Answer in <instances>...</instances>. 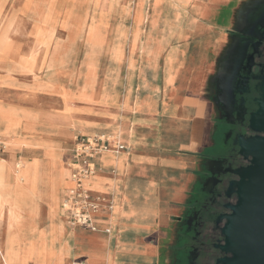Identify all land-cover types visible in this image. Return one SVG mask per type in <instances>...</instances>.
<instances>
[{
  "label": "crops",
  "instance_id": "crops-1",
  "mask_svg": "<svg viewBox=\"0 0 264 264\" xmlns=\"http://www.w3.org/2000/svg\"><path fill=\"white\" fill-rule=\"evenodd\" d=\"M247 3L92 0L75 12V28L69 31L57 24L55 41L84 43L87 52L92 51L83 72L88 71L92 80L103 78L104 87L96 93L92 84L94 122L84 125L72 121L67 126H49L52 116L44 108L26 110L0 102L27 114L20 113V136L1 156L7 161L2 173L8 184L0 200V264H41L42 253L37 251L43 248L48 264L49 205L55 192L59 210L54 228L57 244L64 248L59 264H172L178 222L196 190L200 156L211 126L209 113L206 133L198 125L193 130L195 119L200 118L191 113L196 106L192 101H197L192 89L212 65L208 88L228 42L233 16ZM66 63V57H61L59 68ZM46 92L52 94L50 88ZM54 117L63 121V114ZM77 134L104 135L126 148L96 161L97 172L90 181L99 207L93 217L95 232L70 227L61 208L73 186L63 183V178L72 184L68 164ZM72 140L73 148L63 162L64 144ZM55 156L68 169L64 177L51 167ZM19 163L28 166L20 183Z\"/></svg>",
  "mask_w": 264,
  "mask_h": 264
},
{
  "label": "flooded vegetation",
  "instance_id": "flooded-vegetation-1",
  "mask_svg": "<svg viewBox=\"0 0 264 264\" xmlns=\"http://www.w3.org/2000/svg\"><path fill=\"white\" fill-rule=\"evenodd\" d=\"M254 1L234 14L228 42L208 83V142L200 156L196 190L178 222L172 264H218L226 256L218 248L223 242L219 229L236 197L225 193L235 180L232 171L248 166L238 156L237 141L256 136L250 118L264 87V18L262 12L251 11Z\"/></svg>",
  "mask_w": 264,
  "mask_h": 264
},
{
  "label": "rangeland",
  "instance_id": "rangeland-1",
  "mask_svg": "<svg viewBox=\"0 0 264 264\" xmlns=\"http://www.w3.org/2000/svg\"><path fill=\"white\" fill-rule=\"evenodd\" d=\"M91 1L92 0H71V3L69 1L65 4V8L67 11L75 13L82 8L85 9L86 4ZM24 4L25 0H0V38L5 31H8V36L12 40V43H9L11 47L10 52L4 53L0 51V102H7L26 110L40 107L44 108L47 110L48 115L50 117L52 116L47 121L49 126H55L58 123L67 126L69 122L72 121L82 125L94 122L92 116V111L94 113V110L91 109V97L89 92L94 83L96 93H99L104 87V79L92 80L89 79L90 75L88 71L85 73L83 72L86 66L88 67L90 65L89 59L92 58V51L87 52L88 50L85 48L84 43H58L55 39L53 43L50 44L49 55L44 58L42 49H35L33 46L34 43H29L30 26L28 24L23 27L18 25L8 27L13 12L19 13ZM57 16H59L58 19ZM56 19L59 21L60 25L63 23L65 26L62 27L69 31L75 28V26H73L75 24L72 23L70 16L64 17V15L60 13L56 15ZM225 33L226 32L223 31V43L227 41ZM0 45H2V43H0ZM61 57H66L67 63L63 64L60 69L58 64L61 61ZM31 58L34 59L35 65V71H31L32 73L28 67H24V62ZM213 71L214 68L210 65L208 67V73H204L201 76L199 84L197 82L198 86L194 85L192 89V96L194 95L192 98H197V101H192L196 106L195 109H191V113L192 116L197 115L200 118V120L197 121L195 119L193 130L196 129L195 127L198 125L197 129H202L204 132L202 134H205L206 130H208L207 119L210 113V106L207 103L206 97V86L209 78L207 75L210 74V72L213 73ZM74 72H76L75 77ZM48 88L51 89L52 94L46 92ZM62 99H64V104L61 102ZM187 102L192 103L188 100ZM0 109L3 112L10 113L16 121L15 126L12 127H9L6 123L0 122V139L5 143L6 153H8L9 148L17 142V137L20 136V113H24L26 116L27 114L25 111H17V109L13 107L0 106ZM57 114H63V121L61 119L62 117L59 120L54 117ZM191 130L192 127L190 126L189 133H191ZM189 133L187 137L190 136ZM78 135L82 134H77L75 137ZM185 140L179 142L178 145ZM73 141L74 140L66 141L64 144L63 162H65L68 153L73 148ZM1 160H5V157H1L0 161ZM53 160H60V157L55 156ZM194 161L193 159V167L195 169L196 163ZM18 165L20 168H18ZM18 165L17 171L19 169L21 176L25 179L28 166L24 163H19ZM58 210L59 203L56 209L57 215ZM65 215L67 216L70 227H79L72 224L67 213ZM50 228L51 220L49 224V243L47 247L49 250L47 249V251L61 253L64 248L63 246H58L57 236L52 234ZM54 253L47 255L48 264H53V261H56ZM44 255L45 253H42L41 264H45Z\"/></svg>",
  "mask_w": 264,
  "mask_h": 264
},
{
  "label": "water",
  "instance_id": "water-1",
  "mask_svg": "<svg viewBox=\"0 0 264 264\" xmlns=\"http://www.w3.org/2000/svg\"><path fill=\"white\" fill-rule=\"evenodd\" d=\"M263 10L264 0L253 2L251 11L264 18ZM249 128L256 136L237 141L238 156L248 166L232 171L235 180L225 193L236 202L227 206L219 229L223 242L218 248L226 256L218 264H264V87Z\"/></svg>",
  "mask_w": 264,
  "mask_h": 264
},
{
  "label": "bare ground",
  "instance_id": "bare-ground-1",
  "mask_svg": "<svg viewBox=\"0 0 264 264\" xmlns=\"http://www.w3.org/2000/svg\"><path fill=\"white\" fill-rule=\"evenodd\" d=\"M69 1L71 3V0H25V4H24L23 8L21 9V11L19 13L13 12L12 18L10 19V21L8 23L9 24L8 27H11L13 25H18L20 27H23L24 25H27V24L29 25L30 23H32L31 24V31L29 32V36H33L34 40L33 41L30 40L29 43H34L33 46L35 49L40 50V48H41L42 52H43V56L45 58L46 56L49 55L50 44L53 43V41L56 39L57 24H60L59 21L57 20L59 16H57V19H56V15L62 13L64 15V17L70 16L72 19V23L74 22L75 13L69 12L65 8V4L68 3ZM69 8H70V6H69ZM62 26H65V25H63V23H62ZM0 43H2V45H0V51H2L4 53H8L11 51V47H10L9 43H12V40L8 36V31L7 32L5 31V33H3V35L0 38ZM24 67H28L30 72L31 71L34 72L35 71L34 59L31 58V59L25 61ZM20 69H21V67H20ZM0 122L6 123L9 127L15 126V124H16V121L13 119L11 114L7 113V112H3L1 109H0ZM0 141L5 145V143L2 141V139H0ZM5 147H6V145H5ZM6 163H7L6 160L0 161V200L5 198L4 190L6 189L7 184H8L6 177L2 173L3 165ZM51 167L54 170L59 171L61 177H64L66 175V173H68V169H66L62 165V162L60 160H53V162L51 163ZM18 168H20L19 165H18ZM16 177H17L16 179L19 183L24 181V178H23V176H21V172L19 169L16 172ZM40 182H41V180H40ZM64 182H67V185H69V187L72 185L69 182V180L66 181L65 178H63V183ZM35 183H36V178H33V184H35ZM40 190H41V188H40ZM38 195H39V193H38ZM51 201H52L53 205H49L50 206V219H51L50 231L52 232L53 235H56V230L54 228V223H55L54 218H56L58 216L57 212H56V209L58 208V203H59V197H58L57 192L52 194ZM41 253H43V254L45 253L44 248H43L42 252H40V250L37 251L38 255H40ZM52 253H54V251H47V255L52 254ZM63 254H64V250L61 253H59V252L54 253V256L56 257L57 264H59L60 259H61ZM6 264H7V262H6Z\"/></svg>",
  "mask_w": 264,
  "mask_h": 264
},
{
  "label": "built area",
  "instance_id": "built-area-1",
  "mask_svg": "<svg viewBox=\"0 0 264 264\" xmlns=\"http://www.w3.org/2000/svg\"><path fill=\"white\" fill-rule=\"evenodd\" d=\"M126 150L124 145L114 144L104 135L92 137L78 136L69 161L72 187L68 190L63 203V210L69 215L74 226L96 231L93 217L98 211V200L92 197L91 179L96 175V161L109 152L119 153ZM6 147L0 141V157L5 153ZM72 264H86L74 262Z\"/></svg>",
  "mask_w": 264,
  "mask_h": 264
}]
</instances>
